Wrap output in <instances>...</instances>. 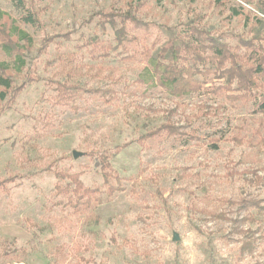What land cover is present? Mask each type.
Here are the masks:
<instances>
[{
	"label": "rangeland",
	"instance_id": "obj_1",
	"mask_svg": "<svg viewBox=\"0 0 264 264\" xmlns=\"http://www.w3.org/2000/svg\"><path fill=\"white\" fill-rule=\"evenodd\" d=\"M18 2L0 0V13L29 37L27 43L13 36L20 53L0 46V63L13 80L0 99V179H12L0 185V226L26 230L28 243L15 241L11 247L18 252L3 257L0 237V263L264 264V114L253 112L252 101L231 103L213 94L207 88L216 81L213 74L200 77L206 80L201 92L174 96L157 84L143 54H154L172 35L184 37L190 27L235 51L241 40L264 37L254 5ZM110 12H130L137 23H126L122 47L98 57L101 51L86 42L94 36L114 44L103 17ZM27 13H35L39 24H22ZM50 81L78 90L60 97ZM166 122L188 134L147 136ZM103 155L119 177L109 185L123 188L111 196L101 173ZM55 170L79 173L101 201L73 210L66 196L55 193ZM242 199L258 200L261 208L244 210ZM242 217L251 219L240 226L254 239L253 250L244 254L240 247L248 238L235 233L233 222Z\"/></svg>",
	"mask_w": 264,
	"mask_h": 264
},
{
	"label": "trees",
	"instance_id": "obj_2",
	"mask_svg": "<svg viewBox=\"0 0 264 264\" xmlns=\"http://www.w3.org/2000/svg\"><path fill=\"white\" fill-rule=\"evenodd\" d=\"M18 4L22 0H18ZM254 5L257 13L254 15L255 21L260 24L264 22V0H244ZM235 14L239 11L233 9ZM105 22H107L113 30L114 44H103L97 37H91L86 44L95 50L101 51L99 56L108 57L109 51H116L126 40L125 25L127 22L136 24L137 20L130 12L115 13L110 12L103 14ZM19 21L25 25H37L39 21L35 13H27L19 18ZM184 37L177 35L170 36L165 43L159 47L154 54H150L148 50H144L143 54L150 61L152 68V76L158 85L165 88L172 95L180 97L185 94H195L201 92L206 86V80L200 77H206L213 74L216 81L208 86L209 90L215 95L225 96V99L231 103L238 101L254 103L255 114H264V37L255 36L250 40H241L236 45L235 51H231L227 45L218 42L217 39L209 37L207 31L199 28L190 27L185 29ZM17 36L18 40H24L28 43V34L22 30L16 23V20L0 13V46L9 54L20 53L19 44L13 36ZM51 41V40H50ZM94 50V51H95ZM125 58H133L128 55ZM210 64L211 67H207ZM213 68V69H212ZM9 67L0 63V99H4L12 89V73L7 72ZM55 84L59 91V96L71 98L74 91L78 90L77 86H72L66 82L50 81ZM165 135L166 137L178 136L182 137L188 133L183 131L182 127L175 126L170 122L162 123L158 128L150 131L147 136ZM101 173L103 181L106 184L107 195L111 196L116 192L123 191L120 185H109L108 180L113 177L119 181V177L113 174L110 163L105 155L100 156ZM58 183L55 185V193L57 195L66 196V205L73 210L79 211L82 208H89L92 201L100 202L95 193L98 189L87 188L80 180L79 173H66L60 170L53 171ZM12 179H0V185L10 182ZM67 180L66 185L61 186L60 181ZM242 209L246 210L251 207L261 208L260 202L254 199H242L239 202ZM251 220L242 217L234 219L236 223L234 231L237 234H243L246 239L241 247L240 252H251L254 248V239L249 229H242L241 224ZM5 239L2 246L1 255L3 257L16 254L19 247H11L15 241H28L18 236H7L0 234ZM251 238V239H250ZM27 262L25 259L12 261H3L0 264Z\"/></svg>",
	"mask_w": 264,
	"mask_h": 264
},
{
	"label": "crops",
	"instance_id": "obj_3",
	"mask_svg": "<svg viewBox=\"0 0 264 264\" xmlns=\"http://www.w3.org/2000/svg\"><path fill=\"white\" fill-rule=\"evenodd\" d=\"M0 234H4L7 236H18L22 239H28V234L26 230L17 227L16 225L12 224H4L0 226ZM7 264H28L27 262H14V263H7Z\"/></svg>",
	"mask_w": 264,
	"mask_h": 264
},
{
	"label": "water",
	"instance_id": "obj_4",
	"mask_svg": "<svg viewBox=\"0 0 264 264\" xmlns=\"http://www.w3.org/2000/svg\"><path fill=\"white\" fill-rule=\"evenodd\" d=\"M73 156H74V157H77V153H76V152H74V153H73ZM173 239L176 241L178 238H177V236H176V235H174Z\"/></svg>",
	"mask_w": 264,
	"mask_h": 264
}]
</instances>
